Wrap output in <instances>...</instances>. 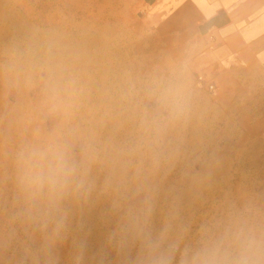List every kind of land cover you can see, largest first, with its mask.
Returning <instances> with one entry per match:
<instances>
[{"label": "clouds", "instance_id": "obj_1", "mask_svg": "<svg viewBox=\"0 0 264 264\" xmlns=\"http://www.w3.org/2000/svg\"><path fill=\"white\" fill-rule=\"evenodd\" d=\"M40 71L54 122L14 152L9 213L29 235L34 264H60L59 249L86 209L106 229L97 264H264V195L200 217L191 211L206 177L190 164L177 174L178 133L192 108L185 69L129 80L101 118L102 132L73 124L76 80L57 54ZM73 247V264H82L85 240Z\"/></svg>", "mask_w": 264, "mask_h": 264}, {"label": "rangeland", "instance_id": "obj_2", "mask_svg": "<svg viewBox=\"0 0 264 264\" xmlns=\"http://www.w3.org/2000/svg\"><path fill=\"white\" fill-rule=\"evenodd\" d=\"M49 53L76 80L79 107L72 122L87 131L104 130L101 118L129 80L185 69L192 108L178 133L183 158L177 174L190 164L206 177L192 213L200 217L227 201L264 195L261 75L210 79L190 42L150 25L132 0H0V264H34L28 233L9 218L12 162L20 143L53 125L40 71ZM199 76L213 92L197 84ZM105 231L98 212L86 209L59 249L60 264H73V242L80 238L86 242L82 264H97Z\"/></svg>", "mask_w": 264, "mask_h": 264}, {"label": "crops", "instance_id": "obj_3", "mask_svg": "<svg viewBox=\"0 0 264 264\" xmlns=\"http://www.w3.org/2000/svg\"><path fill=\"white\" fill-rule=\"evenodd\" d=\"M132 1L150 25L189 41L210 79L246 73L264 81V0Z\"/></svg>", "mask_w": 264, "mask_h": 264}, {"label": "built area", "instance_id": "obj_4", "mask_svg": "<svg viewBox=\"0 0 264 264\" xmlns=\"http://www.w3.org/2000/svg\"><path fill=\"white\" fill-rule=\"evenodd\" d=\"M197 84L200 87H205L208 91L213 92L214 91V85L212 83L207 82L202 76H199L197 78Z\"/></svg>", "mask_w": 264, "mask_h": 264}]
</instances>
